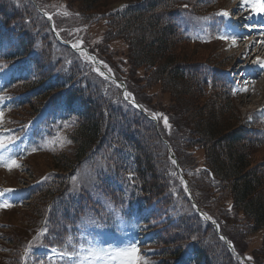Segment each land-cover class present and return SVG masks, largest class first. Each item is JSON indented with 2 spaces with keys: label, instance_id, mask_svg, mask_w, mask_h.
<instances>
[{
  "label": "trees",
  "instance_id": "obj_1",
  "mask_svg": "<svg viewBox=\"0 0 264 264\" xmlns=\"http://www.w3.org/2000/svg\"><path fill=\"white\" fill-rule=\"evenodd\" d=\"M18 1L20 6L17 7V0H0V14L8 23H12L14 18L17 20L25 50L36 43L40 51L39 57L47 58L45 63L49 70L56 68L58 65L49 54L54 46V39L47 20L37 12L31 0ZM36 1L44 6L41 1ZM119 1L134 3L138 0H75L82 13L105 12L112 3ZM172 4L173 0H146L144 4L127 6L106 18L108 29L105 37L107 40L123 38L129 47L133 68L145 69V85L160 84L163 91L170 94L178 109L176 115L182 117L188 128V137L182 141L184 146L188 145L187 149L198 147L204 151L205 169L199 177L190 179L195 201L200 207L207 206L212 201L210 202L215 211L209 212L214 214L221 231L238 252H242L241 246L245 247V243L250 240L248 238L258 234L261 242L253 249V261L254 264H264V162H261L264 154L256 152L254 147L259 139L242 125L239 113L231 101L223 99L219 94L207 92L206 86L199 83L190 65L193 61L190 59L192 54L175 50L177 30L171 19L172 7L169 5ZM9 10H13L10 16L14 17L10 20ZM46 74L48 76L51 73ZM71 92L72 95L67 98L68 104L79 102L83 107L77 127L70 133L71 140L77 146L73 160L77 161L94 146L98 147L93 151L97 162L91 164L95 171V178L92 180L103 195L114 206L117 202L119 207L125 202L122 200L123 195H129L126 198L129 211L132 203L137 208L152 204L160 207L162 212L158 219L152 211L148 216L147 226H150L151 232L154 231L155 240L162 246L163 255L178 257L183 244L195 237V247L191 242L193 247L190 250V258L194 264H242L223 243L220 244L214 234L207 244L204 243L203 233L197 222V219L200 220L199 216L180 191L181 186H170L168 183V176L171 175L168 168L172 166L166 156L165 146L152 126L144 128V118L139 112L112 104L106 105L98 87L88 79L83 80V77ZM27 100L36 106L42 102L43 95L33 94ZM106 119L108 125L104 129ZM53 158L52 163H48L54 165L55 169L60 165L72 167L73 160L70 163L67 156ZM130 158L134 165L133 180L136 181L131 186V194L123 193L120 188H110L109 182H119L117 174L123 179L121 174L125 173L126 160ZM101 169L110 173L100 174ZM70 185L63 175L52 177L46 185L48 189L41 191L40 198L33 204L31 216L23 219V222L34 224L41 213V206L47 202L50 194L55 190L62 191L64 187L71 190L68 188ZM175 190L178 192L172 196ZM71 194L73 197L70 207L74 213H82V209L89 213L99 207L98 202L83 190L79 194ZM226 201L231 202L230 209L234 216L226 209ZM172 203L193 213L197 224L190 223L188 226L186 217L190 216L185 215L182 220L184 223L178 229L172 222V212L169 210ZM64 224L58 223L59 237L65 230ZM15 236L9 235L7 242H18L22 233ZM245 239L248 241L245 242Z\"/></svg>",
  "mask_w": 264,
  "mask_h": 264
},
{
  "label": "rangeland",
  "instance_id": "obj_2",
  "mask_svg": "<svg viewBox=\"0 0 264 264\" xmlns=\"http://www.w3.org/2000/svg\"><path fill=\"white\" fill-rule=\"evenodd\" d=\"M41 3L46 5V8L53 9L54 7H58L61 9H69L70 10H77L80 7L75 2V0H39ZM121 2H115L110 5L109 8L112 6H115ZM236 3L230 2V0H222L218 4L220 12L227 11L229 13L228 17H223L224 19V26L222 29L219 30V35H230L231 29L238 32V39H237V49L238 47L244 48L245 51L250 50V45H244L243 42L248 43L250 39L254 38L256 35H258V32H251L249 31L247 34H245V37H243L242 34L239 32L242 31V29L249 30L253 26H257L255 24L246 23L242 20L233 22L230 20V5L234 6ZM216 6V5H215ZM214 6V7H215ZM56 8L54 12L57 11ZM63 17H59L56 15L54 16V20L56 18L57 25L61 27L59 30H62L63 32H67V36L71 37V43H76L78 40L82 41L81 47L87 46L92 49V51L96 54L95 57L97 60H100L102 63V67H105L107 65V70L111 69L109 71L111 74L120 77L125 78V84H127V87L129 91L132 92L133 95H135V91H139L138 95L141 96L144 104L149 110L154 111L155 113L162 114L161 116L157 117L158 122H160L161 130L163 133L168 134V136L171 137L172 134H177V136H181L179 133H183L184 129H182L183 121L177 119L176 113L178 112L177 107L174 103L171 102L169 94L165 93L160 89L159 86L153 85L148 86L146 88H143L142 83L144 82L143 78L145 77V72L141 70L140 68L134 69L131 66L130 58H129V49L125 42L122 40H115L112 43H105L102 40V33L105 31L104 26L101 22H91L85 25H77V19L76 20H67L64 18V14H60ZM194 16V15H193ZM198 16H194L193 19H189L188 17L185 18V27H187L188 33H193L194 31V24L197 21ZM204 33V32H203ZM202 33V34H203ZM202 34L198 36L201 38ZM218 35L214 37L213 44L210 45H204L202 46H193L192 44H175V50L179 52H187L188 54L191 53L192 56L190 59L193 60H199L200 58L205 59L207 56H213V52L217 51L219 53H222V55H228L229 53L236 51L235 47L230 46L229 42L231 40H221L217 39ZM227 42V43H226ZM249 44V43H248ZM255 45L253 46V49H255ZM256 50V49H255ZM239 53L234 56V58H238ZM260 60H264L262 57H259ZM234 59L232 58V64ZM230 64V66L232 65ZM236 64V61H235ZM237 65L233 67L232 70H229L231 79H233L234 88H245L247 87V91H238L236 92L237 99L236 103L238 108L243 112L247 108L252 107L253 105H258L261 103V101H264V76L262 78L253 77L254 78V86L250 87V80L251 75H248L249 73H244L243 71L235 73ZM100 68L97 65H89L87 67L86 74L89 77V81L93 82L94 84H102L101 80L98 76L100 75V72H97L95 69ZM254 72V71H253ZM257 74V73H255ZM243 75V77H242ZM240 77L239 79L237 78ZM102 77V76H101ZM116 82V81H115ZM115 82H108L109 84V92L111 94L120 93L121 87L117 86ZM118 84V83H117ZM258 92H257V90ZM251 91V92H249ZM245 94V95H244ZM248 94V95H246ZM253 97H252V95ZM258 95V96H257ZM5 101H3L4 103ZM257 103V104H256ZM260 112V109H258ZM179 116V115H178ZM14 117V116H13ZM163 117H167L169 125H171L170 128L165 127ZM54 120V117H52ZM13 121L14 119L11 118ZM44 117H41L34 125V128L31 131H28L25 133L24 130L19 131L18 133H15L17 137H19L22 142L20 143L19 139L14 141V144L10 147L12 148L13 152L15 153V159L20 164L19 168H13L11 171L8 170L6 167H2V171H0V193H3L4 190H6L7 185H16V186H22V184H26L29 181L34 180L36 177L42 175L44 172L48 171L50 168L55 167L54 165H51L49 163H52V159L50 160L49 157L50 153L60 151L59 153H62V155L67 156L69 159V162L73 159H75V151H76V144L73 142L68 143L70 139L64 135L62 132V128L66 126L64 122L58 123L56 120L52 123H50L49 126L44 125ZM159 125V126H160ZM22 123L14 127V131L16 127H21ZM27 125L24 123V129L27 130ZM21 129V128H19ZM40 135L43 137V140H38L36 143V138L33 136H30L31 132H39ZM44 134H42V133ZM0 133H3L4 135H9V130L5 128H0ZM172 133V134H171ZM34 143L32 148H36L37 150L35 152L30 151V159L26 161V164H23L20 155L22 150V145L24 143ZM174 147L178 150V147L174 145ZM180 157L183 159L184 152L183 150H178ZM258 151L261 153L264 152V147H261L258 149ZM257 152V151H256ZM188 154V152H187ZM189 161L188 164L181 166H177L175 168L169 167L168 170L171 172V175L168 176V183L171 185L178 184L180 180H184L183 183L186 185L187 180L190 179L195 173L199 174L201 171V168L204 166V151L203 152H197V153H189ZM60 156V155H58ZM88 159V160H87ZM79 160V159H78ZM77 160V161H78ZM93 157L90 154L86 159L83 161L82 166L80 165L79 168H77L74 171L73 177H76L77 183L76 184H89L90 180L89 177H92V170H91V163H92ZM76 160H73L72 167L77 165ZM49 162V163H48ZM70 162V163H71ZM71 167V168H72ZM67 168V169H66ZM59 172L68 175L69 171L68 167H63L60 165L58 167ZM24 173L21 175V173ZM61 173V174H62ZM175 173V175H173ZM72 179V178H71ZM73 182V181H72ZM73 184V183H72ZM75 184V185H76ZM74 185V184H73ZM75 185L73 188H75ZM80 187V186H77ZM176 191V190H175ZM21 193L14 192L11 194V192L4 193V199H6L9 203L13 204L12 201L16 202L17 200H20ZM99 201L102 202L103 197L97 198ZM3 201H0L2 203ZM227 202V201H226ZM33 204L24 207L22 209H9L2 207L0 209V226L1 230L5 231V233L9 234L11 237L15 236L16 234H21L23 231L27 232V229L25 228L23 219L31 216V211L33 210ZM208 204L212 206L211 203L208 202ZM17 207V205H15ZM4 210H6L4 212ZM182 207V211H183ZM174 213L178 214V209L174 211ZM26 220V219H25ZM7 227V228H6ZM99 226H95L90 218H81L79 220V223L77 225V234L79 237H81L85 242V244L80 245L78 243L77 249L74 245H71V249H76V254L74 257L69 256L68 261H62L58 263H52V264H92L90 260H85V256H87V249L90 246L94 247H104L107 248L109 246L112 247H125V242L122 241L121 244L117 245L115 242H111V239L109 240L106 235H103L102 233L105 232V229L96 228ZM6 228V230H5ZM25 228V229H24ZM130 229V227H129ZM93 231L92 238L90 239L88 236L83 238L81 234L83 232H86L87 234H90V232ZM211 233H205L204 235V242L207 244L209 242V237H211ZM97 236V241L95 242L93 239ZM17 237V236H15ZM14 237V238H15ZM128 235H122V238H127ZM4 238L3 235L0 234V241ZM122 238H119L121 240ZM137 237H134L136 240ZM250 239L248 243H245V247L241 246L242 252H239V258H241L246 264H252L254 263V254L253 249L258 247L259 243L261 242L260 236L258 234H254ZM248 239H245V242L248 241ZM124 240V239H122ZM260 241V242H259ZM87 243V244H86ZM220 245V244H219ZM81 246L84 247L85 251H81ZM9 246L6 245V247H3L0 243V248H2L3 253L5 254L6 251L7 254L10 253L11 249L8 248ZM140 249V248H139ZM143 249V248H142ZM142 249L138 250L141 251ZM146 251V250H143ZM151 251L150 248H147V252ZM146 252V253H147ZM6 254V255H7ZM63 257V256H61ZM248 257H251V259H248ZM256 257V255H255ZM145 260L148 261V264H153V258L150 255H146L144 257ZM6 260V257H5ZM157 263V260L155 261ZM99 264H104L103 261H100Z\"/></svg>",
  "mask_w": 264,
  "mask_h": 264
},
{
  "label": "snow or ice",
  "instance_id": "obj_3",
  "mask_svg": "<svg viewBox=\"0 0 264 264\" xmlns=\"http://www.w3.org/2000/svg\"><path fill=\"white\" fill-rule=\"evenodd\" d=\"M252 3V8L253 11H258V12H264V0H245V3ZM185 7H187V5H185ZM64 15H69V13L67 11L64 12ZM216 15H221L224 17H228L229 13L227 11H221L219 13H217ZM49 20L52 19L51 16L48 17ZM204 20H208V17H204ZM217 39H221V40H231V43L233 46L236 45L237 39L238 37L234 34L231 35H218L216 37ZM208 42V41H205ZM81 44L82 41L78 40L76 43L72 44V48L77 49L80 51V55L87 61H93L95 60L94 57L90 56L86 50H82L81 49ZM255 62H259L260 67L262 69H264V60H260V58H257V61ZM102 63V62H100ZM3 67V66H0ZM105 67H107V65H105ZM97 72H99V69H95ZM109 71H111V69H109ZM100 75H104L102 72L100 73ZM107 79V77H105ZM247 87L245 88H234L233 89V93L235 94L238 91H247ZM130 97H132V93L129 92H125L124 93V98L125 100H128ZM9 99V97L6 96H0V102ZM131 103L136 106V107H140L139 105L135 104V99L134 97H132L131 99ZM153 117H159L162 114L159 113H152ZM3 117H4V112L2 109H0V127L3 126ZM164 120V125L167 128H170L171 125H169L168 123V119L167 117H163ZM67 126V125H66ZM18 139L17 137H14L12 135H4L3 133H0V166L2 167H6L8 168L9 171H11L13 168H19L20 164L18 163V161L15 159V153L13 152L12 148L10 147L11 145L14 144V141ZM68 143H71V141H68ZM37 149L36 148H32L31 151L35 152ZM172 163L175 164L176 161L172 160ZM173 175H175V173H173ZM90 179H94V177H90ZM129 179H131V175L129 176ZM72 181L74 184L77 183L76 177H72ZM183 182V181H182ZM185 190L187 191V188H185ZM13 190L11 189H6L4 190L3 193H0V201H3L2 203H0V207H11V203H9L6 199H4V193L6 192H11ZM193 207H195V205H193ZM203 218L205 220H211V217L208 216L206 213L203 214ZM47 229L44 230V232H46ZM43 233L39 234L42 235ZM39 238V237H37ZM71 238H69L70 240ZM193 239H195V237H193ZM221 239H224V237H221ZM34 245L30 242L28 249H26V254L27 252L33 247ZM81 251H85L84 247L81 246ZM138 250L135 247V245H128L125 247H112L109 246L107 248L104 247H94V246H90L87 249V256H85V260H90L92 262V264H99L100 261H103L104 264H148V261L144 259V257L139 256L137 254ZM65 255H69L71 256H75L77 255L76 253H64ZM248 259H251V257H248Z\"/></svg>",
  "mask_w": 264,
  "mask_h": 264
},
{
  "label": "bare ground",
  "instance_id": "obj_4",
  "mask_svg": "<svg viewBox=\"0 0 264 264\" xmlns=\"http://www.w3.org/2000/svg\"><path fill=\"white\" fill-rule=\"evenodd\" d=\"M261 49V48H260ZM257 54V52L254 53V55ZM254 56L247 57V59L250 61Z\"/></svg>",
  "mask_w": 264,
  "mask_h": 264
}]
</instances>
